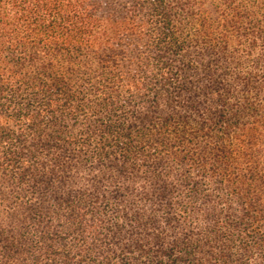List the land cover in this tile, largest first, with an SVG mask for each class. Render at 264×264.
Listing matches in <instances>:
<instances>
[{"label": "trees", "instance_id": "obj_1", "mask_svg": "<svg viewBox=\"0 0 264 264\" xmlns=\"http://www.w3.org/2000/svg\"><path fill=\"white\" fill-rule=\"evenodd\" d=\"M0 264H264V0H0Z\"/></svg>", "mask_w": 264, "mask_h": 264}]
</instances>
